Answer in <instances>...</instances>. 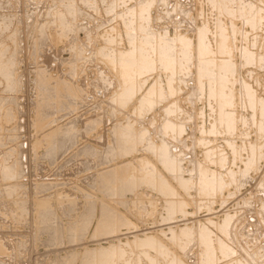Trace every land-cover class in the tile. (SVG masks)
I'll use <instances>...</instances> for the list:
<instances>
[{"label": "rangeland", "instance_id": "374dc122", "mask_svg": "<svg viewBox=\"0 0 264 264\" xmlns=\"http://www.w3.org/2000/svg\"><path fill=\"white\" fill-rule=\"evenodd\" d=\"M263 43L264 0H0V264H264Z\"/></svg>", "mask_w": 264, "mask_h": 264}, {"label": "bare ground", "instance_id": "6f19581e", "mask_svg": "<svg viewBox=\"0 0 264 264\" xmlns=\"http://www.w3.org/2000/svg\"><path fill=\"white\" fill-rule=\"evenodd\" d=\"M107 1V0H106ZM118 1V0H117ZM243 1V0H242ZM261 1V0H260ZM109 2V1H108ZM221 2V1H220ZM143 3V2H142ZM247 3V2H246ZM245 3V4H246ZM248 3H249V1H248ZM221 4V3H220ZM231 5V4H230ZM136 6H138V5H136ZM223 7V6H222ZM221 7V8H222ZM244 8V7H243ZM178 9V8H177ZM236 8H234V10H235ZM257 9V8H256ZM146 10V9H145ZM237 11V10H236ZM57 12V11H56ZM254 12V11H253ZM215 13V12H214ZM213 13V14H214ZM244 13H245V11H244ZM261 13V12H260ZM140 14V13H139ZM220 14H222V13H220ZM237 14V13H236ZM254 14V13H253ZM58 15V14H57ZM138 14H136V16H137ZM146 15V14H145ZM224 15V14H223ZM221 16V15H220ZM138 17V16H137ZM136 17V18H137ZM252 18H253V16H252ZM65 20V19H64ZM138 20V19H137ZM237 20V19H236ZM235 20V21H236ZM243 20V19H242ZM214 21V20H213ZM258 22V21H257ZM242 23H244V22H242ZM136 24H138V21L136 22ZM237 24V23H236ZM57 25H59V24H57ZM238 25V24H237ZM137 26V25H136ZM217 26V25H216ZM244 26V25H243ZM135 27V26H134ZM224 27V26H223ZM251 27V26H250ZM262 28V27H261ZM218 29V28H217ZM246 29V28H245ZM237 30V29H236ZM239 30V29H238ZM258 30V29H257ZM217 31V30H216ZM237 33V32H236ZM256 33V32H255ZM48 36V35H47ZM113 36V35H112ZM57 37V36H56ZM175 37V36H174ZM198 37V36H197ZM196 37V38H197ZM58 38V37H57ZM57 38H55V39H57ZM118 38V37H117ZM202 38V37H201ZM257 38V37H256ZM255 38V39H256ZM59 39V38H58ZM175 39H178V37H176ZM199 39V38H198ZM197 39V40H198ZM236 39H237V37H236ZM51 40H52V38H51ZM117 40V42H118V39H116ZM136 40V39H135ZM202 40H203V38H202ZM227 40V39H226ZM48 41V40H47ZM53 41H54V39H53ZM56 41V40H55ZM54 41V42H55ZM59 41V40H58ZM158 41V40H157ZM218 41V40H217ZM216 41V42H217ZM138 42V41H137ZM181 43H183V42H181ZM138 44V43H137ZM220 44H222V41H220ZM264 44V43H263ZM157 45V44H156ZM177 45H178V43H177ZM198 45V44H197ZM197 45H196V47H197ZM114 47V46H113ZM117 47V46H116ZM224 47H226V45H223V48ZM232 47V46H231ZM118 48V47H117ZM178 48V47H177ZM200 48H201V46H200ZM138 49V48H137ZM135 50V49H134ZM165 51H168V47L167 48H165L164 49ZM198 50V49H197ZM203 50V49H202ZM232 50V49H231ZM79 51H81V50H79ZM165 51H163V53H161V56H163L164 54H165ZM180 51V50H179ZM195 51V50H194ZM241 51V50H240ZM76 52H77V50H76ZM123 52V51H122ZM142 52V51H141ZM140 52V53H141ZM157 52V51H156ZM227 52V51H226ZM117 53V52H116ZM138 54V53H137ZM137 54H136V56H137ZM218 54V53H217ZM216 54V55H217ZM198 55V54H197ZM139 56V55H138ZM205 56H207V54L205 55ZM104 57V56H103ZM119 57V56H118ZM74 58V57H73ZM96 58H98L97 56H96ZM178 58V57H177ZM193 58V57H192ZM236 58V57H235ZM118 59V58H117ZM138 59V58H137ZM140 59H141V63H143V62H145V61H143V60H145L144 59V56L143 57H140ZM149 59V58H148ZM201 59H203V55L201 54ZM255 59V58H254ZM264 59V58H263ZM77 60V59H76ZM116 60V59H115ZM152 60V59H151ZM166 60V62L167 63H169V61H168V59H165ZM258 60V59H257ZM78 61V60H77ZM98 61V60H97ZM117 61V60H116ZM120 61H121V59H120ZM156 61H157V59H156ZM238 61V60H237ZM106 62V61H105ZM125 62V61H124ZM158 62V61H157ZM192 62V61H191ZM77 63V62H76ZM121 63V62H120ZM241 63V62H240ZM78 64V63H77ZM77 64H76V66H77ZM117 64V63H116ZM189 64H191V63H189ZM128 65H129V63H128ZM138 65V64H137ZM257 65V64H256ZM127 66V64H125V66L123 67L124 68V70H123V68H122V70H123V72H124V76L126 77L125 79L127 80V82L128 83H131V81H134V74H132V71H134V67H132V71H131V69H130V67L128 68V67H126ZM156 66H157V64H156ZM160 66V65H159ZM158 66V67H159ZM263 66V65H262ZM154 67V66H153ZM178 67V66H177ZM196 67H197V65H196ZM162 68V67H161ZM190 68V67H189ZM153 69V68H152ZM177 70H178V68H176ZM244 69V68H243ZM257 69V68H256ZM155 70V69H154ZM157 70V69H156ZM188 70V69H187ZM241 70V69H240ZM150 71V70H149ZM159 71V70H158ZM76 72V71H75ZM261 72H263V71H261ZM242 73V71L240 72V74ZM171 74V73H170ZM249 74V73H248ZM179 76V75H178ZM208 76V75H207ZM226 76V75H225ZM44 77V76H43ZM193 77V76H192ZM162 78V77H161ZM169 78H171V77H169ZM194 78V77H193ZM173 79V78H172ZM177 79V78H176ZM190 79V78H189ZM192 79V78H191ZM258 79V78H257ZM217 80V79H216ZM251 80V79H250ZM3 81V80H2ZM59 82H60V80H58ZM177 81V80H176ZM179 81V80H178ZM177 81V82H178ZM197 81V80H196ZM158 82V81H157ZM184 82H185V80H184ZM187 82V81H186ZM188 82H190V81H188ZM202 82H203V80H202ZM206 82V81H205ZM71 83V82H70ZM194 83H196V82H194ZM2 84V83H1ZM7 85V84H6ZM60 85V84H59ZM58 85V86H59ZM65 85V84H64ZM76 85V84H75ZM193 85V84H192ZM198 85V84H197ZM213 85V84H212ZM234 85V84H233ZM61 86V85H60ZM75 87V86H74ZM236 87V86H235ZM241 87V86H240ZM57 88H59V87H57ZM190 88V87H189ZM205 88V87H204ZM211 88V87H210ZM61 89H62V87H61ZM186 89V88H185ZM192 89V88H191ZM195 89V88H194ZM242 89V88H241ZM58 90V89H57ZM128 90V89H127ZM195 91V90H194ZM193 91V92H194ZM233 91V90H232ZM58 92V91H57ZM56 92V93H57ZM176 92H177V90H176ZM61 93V92H60ZM157 93V92H156ZM181 93V92H180ZM185 93V92H184ZM224 93H225V91L223 92H221L220 93V98L222 99V100H224L223 98L225 97V95H224ZM58 94V93H57ZM152 94V93H151ZM178 94V93H177ZM176 94V95H177ZM50 95V94H49ZM130 95V94H129ZM169 95H170V93H169ZM182 95H183V93H182ZM191 95V94H190ZM200 95V94H199ZM234 95H236V94H234ZM240 95H241V93H240ZM243 95V94H242ZM241 95V96H242ZM60 96V95H59ZM165 96V95H164ZM167 96V95H166ZM257 96V95H256ZM57 97V96H56ZM158 97V96H157ZM170 97V96H169ZM169 97H167V98H169ZM177 97V96H176ZM198 97V96H197ZM258 97V96H257ZM53 98V97H52ZM58 98V97H57ZM118 98V97H117ZM234 98V97H233ZM147 99V98H146ZM158 99V98H157ZM166 100V99H165ZM168 100V99H167ZM191 100H192V98H191ZM257 100V99H256ZM10 101V100H9ZM42 101V100H41ZM57 101H59L58 99H57ZM56 101V102H57ZM62 101V100H61ZM169 101V100H168ZM179 101V100H178ZM209 101V100H208ZM13 102V101H12ZM53 102V101H52ZM55 102V101H54ZM117 102V101H116ZM158 102V101H157ZM177 102V101H176ZM185 102V101H184ZM236 102V101H235ZM47 103V102H46ZM59 103V102H58ZM58 103H56V104H58ZM165 103V102H164ZM191 103H193V102H191ZM241 103V102H240ZM43 104V103H42ZM41 104V105H42ZM138 104V103H137ZM177 104V103H176ZM194 104H195V102H194ZM197 104V103H196ZM209 104V103H208ZM11 105H12V103H11ZM17 105V104H16ZM140 105V104H139ZM158 105V104H157ZM239 105V104H238ZM257 105V104H256ZM19 106V105H18ZM58 106V105H57ZM50 107V106H49ZM178 107V106H177ZM194 107V106H193ZM204 107V106H203ZM217 107V106H216ZM12 108V107H11ZM58 108V107H57ZM62 107H60V109H61ZM68 108V107H67ZM66 108V109H67ZM60 109H58V110H60ZM175 109V108H174ZM177 109V108H176ZM217 109V108H216ZM41 110V109H40ZM146 110V109H145ZM232 110V109H231ZM257 110V109H256ZM176 111V110H175ZM187 111V110H186ZM18 112V111H17ZM153 112V111H152ZM170 112H172V110H170ZM258 112V111H257ZM256 112V113H257ZM13 113V112H12ZM138 113V112H137ZM195 114V113H194ZM135 115H137V114H135ZM182 115H183V113H182ZM197 115V114H196ZM213 115V114H212ZM174 116V115H173ZM176 116V115H175ZM194 117V116H193ZM199 117V116H198ZM177 118H178V116H177ZM176 118V119H177ZM187 118V117H186ZM11 119V118H10ZM138 119V118H137ZM137 119H136V121H137ZM191 119V118H190ZM185 120V119H184ZM192 120V119H191ZM190 120V121H191ZM194 120V119H193ZM203 120H205V119H203ZM202 120V121H203ZM241 120H242V118H241ZM178 122V121H177ZM2 123V122H1ZM154 123V122H153ZM159 123V122H158ZM230 123V122H229ZM123 124V123H122ZM261 124V123H260ZM139 125V124H138ZM175 125H176V123H175ZM194 126V125H193ZM220 126V125H219ZM250 127L252 126V124L251 125H249ZM118 127V126H117ZM183 127V126H182ZM253 127V126H252ZM251 127V128H252ZM194 128V127H193ZM219 128V127H218ZM247 128V127H246ZM224 129V128H223ZM139 130H141V129H139ZM158 130V129H157ZM56 131V130H55ZM193 131V130H192ZM212 131V130H211ZM238 132V131H237ZM156 133V132H155ZM160 133V132H159ZM192 133V132H191ZM199 133V132H198ZM260 133V132H259ZM176 134V133H175ZM174 134V135H175ZM264 134V133H263ZM258 135V134H257ZM56 136V135H55ZM118 136V135H117ZM160 136V135H159ZM232 136V135H231ZM49 137V136H48ZM138 137V136H137ZM157 137V136H156ZM163 137V136H162ZM230 137V136H229ZM261 138V137H260ZM58 139V138H57ZM263 139V138H262ZM72 140V139H71ZM138 140V139H137ZM200 140V139H199ZM251 140V139H250ZM61 141V140H60ZM167 141L165 140V142L164 143H166ZM215 142V141H214ZM226 142V141H225ZM59 143V142H58ZM163 143V144H164ZM232 143V142H231ZM254 145V144H253ZM57 147V146H56ZM59 147V146H58ZM203 147V146H202ZM201 147V148H202ZM56 149V148H55ZM85 149V148H84ZM158 149V148H157ZM76 151V150H75ZM261 151V150H260ZM58 152V151H57ZM78 152V151H77ZM251 152V151H250ZM48 153V152H47ZM170 153V152H169ZM174 153V152H173ZM237 153V152H236ZM97 154V153H96ZM158 154H159V152H158ZM174 155H175V153H174ZM170 156H171V154H170ZM222 156V155H221ZM237 156V155H236ZM257 156H258V154H257ZM206 157V156H205ZM146 158V157H145ZM216 158H217V156H216ZM235 158V157H234ZM172 159V158H171ZM236 159V158H235ZM240 159V158H239ZM98 160V159H97ZM164 160V159H163ZM170 160V159H169ZM220 160V159H219ZM119 161V160H118ZM157 161V160H156ZM203 161V160H202ZM212 161V160H211ZM223 161V160H222ZM261 161V160H260ZM259 161V162H260ZM150 162V161H149ZM256 162H257V160H256ZM110 163V162H109ZM160 163V162H159ZM176 163H178V162H176ZM175 163V164H176ZM215 163V162H214ZM229 163V162H228ZM227 164V163H226ZM251 164H252V161H251ZM109 165V164H108ZM256 165V164H255ZM17 166V165H16ZM15 166V167H16ZM228 166V165H227ZM235 166V165H234ZM18 167V166H17ZM16 167V169L18 170L17 172H19V169ZM13 168V167H12ZM182 169V168H181ZM253 169V168H252ZM195 170V169H194ZM204 170V169H203ZM132 171H134V170H132ZM150 171V170H149ZM184 171V170H183ZM142 172V171H141ZM232 172V171H231ZM231 172H230V174H231ZM234 172V171H233ZM12 173H13V171H12ZM121 173H122V171H121ZM120 173V174H121ZM157 173H158V171H157ZM118 174V173H117ZM182 174V173H181ZM98 175V174H97ZM236 175V174H235ZM234 175V176H235ZM7 176V175H6ZM118 176V175H117ZM170 176V175H169ZM180 175H178V177H179ZM212 176V175H211ZM221 176V175H220ZM219 176V177H220ZM241 176H242V174H241ZM121 177V176H120ZM138 177V176H137ZM157 177V176H156ZM155 177V178H156ZM213 177H215V176H213ZM243 177V176H242ZM246 177V176H245ZM103 178V177H102ZM192 178V177H191ZM244 178V177H243ZM97 179V178H96ZM174 179V178H173ZM199 179V178H198ZM220 179H221V177H220ZM235 179H236V177H235ZM126 181V180H125ZM163 181V180H162ZM182 181V180H181ZM202 181V180H201ZM216 181V180H215ZM214 181V182H215ZM236 181V180H235ZM243 181V180H242ZM242 181H241V183H242ZM137 182V181H136ZM220 182V181H219ZM218 182V183H219ZM239 182V181H238ZM233 183H235V182H233ZM157 184V183H156ZM203 184V183H202ZM201 184V185H202ZM172 187V186H171ZM190 187V186H189ZM202 188H204L205 189V186L204 187H202ZM76 189V188H75ZM115 189V188H114ZM150 189V188H149ZM152 189V188H151ZM218 190H219V187H218ZM224 190H225V187H224ZM98 191V190H97ZM144 191V190H143ZM154 191V190H153ZM200 191V190H199ZM198 191V192H199ZM147 192V191H146ZM155 192V191H154ZM228 192V191H227ZM95 193H96V191H95ZM99 193V192H98ZM159 194V193H158ZM209 194H210V192H209ZM219 194V193H218ZM224 194V193H223ZM67 195V194H66ZM97 196V195H96ZM146 196V195H145ZM126 197V196H125ZM151 197V196H150ZM107 198V197H106ZM117 198H119V197H117ZM139 198V197H138ZM144 198V197H143ZM142 198V199H143ZM111 199V198H110ZM124 199V198H123ZM127 199V198H126ZM153 199H154V197H153ZM152 199V200H153ZM163 199V198H162ZM94 200V199H93ZM148 200V199H147ZM64 201V200H63ZM68 201V200H67ZM66 201V202H67ZM99 201V200H98ZM104 201V200H103ZM114 201V200H113ZM112 201V202H113ZM120 201V200H119ZM144 200H142V202H143ZM156 201H157V199H156ZM71 202V201H70ZM89 202V201H88ZM91 202V201H90ZM94 202V201H93ZM176 202V201H175ZM74 203V202H73ZM77 203V202H76ZM75 203V204H76ZM79 203V202H78ZM127 203V202H126ZM137 203H138V201H137ZM167 203V202H166ZM187 203V202H186ZM86 204V203H85ZM176 204H178V202L176 203ZM47 205V204H46ZM49 205V204H48ZM81 206V205H80ZM97 206V205H96ZM54 207V206H53ZM65 207V205L62 207V208H64ZM68 207V206H67ZM101 207V206H100ZM158 207V206H157ZM142 208V207H141ZM148 208V207H147ZM150 208V207H149ZM20 209V208H19ZM138 209V208H137ZM154 209V208H153ZM48 210V209H47ZM141 210V209H140ZM64 211H65V209H64ZM154 211V210H153ZM84 212V211H83ZM113 212V211H112ZM136 212V211H135ZM144 212V211H143ZM147 212V211H146ZM128 213V212H127ZM130 213V212H129ZM167 213V212H166ZM42 214V213H41ZM118 214V213H117ZM136 214H138V213H136ZM176 214V213H175ZM19 215V214H18ZM63 215V214H62ZM68 215V214H67ZM173 215V214H172ZM219 215V214H218ZM153 216V215H152ZM210 216V215H209ZM209 216H206V218L207 217H209ZM213 216V215H212ZM214 216H216V215H214ZM171 217V216H170ZM100 218V217H99ZM205 218V216L203 217V219ZM214 218V217H213ZM17 219V218H16ZM101 219H102V222H103V219H105V217L103 216V217H101ZM199 219V218H198ZM201 219V218H200ZM200 219H199V221H200ZM100 220V219H99ZM144 220H145V217H144ZM156 220V219H155ZM20 221V220H19ZM57 221V220H56ZM70 221V220H69ZM78 221V220H77ZM108 221H110V223H113L112 222V220H110V219H108ZM22 222V221H21ZM100 222V221H99ZM107 222V221H106ZM210 222V221H209ZM225 222V221H224ZM223 222V223H224ZM36 223V222H35ZM38 224V223H37ZM207 224H208V222H207ZM41 225V224H40ZM43 225V224H42ZM68 225V224H67ZM178 225V224H177ZM38 226V225H37ZM57 226V225H56ZM93 226V225H92ZM118 226V225H117ZM175 226H176V224H175ZM41 227V226H40ZM177 227V226H176ZM38 228V227H37ZM58 228V227H57ZM76 228V227H75ZM160 228V227H159ZM158 228V229H159ZM162 228V227H161ZM178 228V227H177ZM40 229V228H39ZM68 229V228H67ZM154 229V228H153ZM152 229V230H153ZM168 229H169V227H168ZM201 229V228H200ZM155 230H157V228L155 229ZM154 230V231H155ZM159 230H161L162 231V229H159ZM49 231V230H48ZM149 231H150V229H149ZM65 232V231H64ZM117 232V231H116ZM140 232V231H139ZM139 232L137 233V235L139 234ZM146 232H148V231H146ZM145 232V233H146ZM119 233V232H118ZM152 233V232H151ZM133 234V233H132ZM140 234H142V231L140 232ZM126 235V234H125ZM131 235V234H130ZM129 235V236H130ZM136 235V234H135ZM143 235H144V232H143ZM199 235V234H198ZM126 236H128V234L126 235ZM133 236H134V234H133ZM189 236H191V235H189ZM121 237H122V235H121ZM125 237V236H124ZM123 237V238H124ZM64 238V237H63ZM86 238H87V236H86ZM112 238V237H111ZM120 238V237H119ZM190 238V237H189ZM217 238V237H216ZM201 239V238H200ZM105 240V239H104ZM103 240V241H104ZM109 240V239H108ZM111 240V239H110ZM109 240V241H110ZM199 240V239H198ZM98 241H100V240H98ZM104 242H107V241H104ZM100 243H101V241H100ZM100 243H98V245H100ZM78 244V243H77ZM91 244V243H90ZM90 244H88V245H90ZM93 244H95V243H93ZM97 244V243H96ZM174 244H175V242H174ZM57 245H58V243H57ZM87 245V246H88ZM61 246V245H60ZM79 247H80V245H78ZM83 246H84V244H83ZM83 246H81V247H83ZM86 246V245H85ZM131 246V245H130ZM179 246V245H178ZM181 246V245H180ZM79 247H77V248H79ZM101 247V246H100ZM182 247V246H181ZM76 248V249H77ZM87 248V247H86ZM200 248V247H199ZM72 249V248H71ZM70 249V250H71ZM74 249H75V247H74ZM65 250H67V249H65ZM70 250H67V251H70ZM203 250V249H202ZM98 251V250H97ZM97 251H95V252H88L89 254H88V256H94V257H99V256H103V255H106L105 253L108 251V250H105V249H101V250H99V252H97ZM138 251V250H137ZM54 252V251H53ZM64 252H66V251H64ZM86 252V251H85ZM68 253V252H67ZM53 254H55V252L53 253ZM61 254V253H60ZM101 254V255H100ZM111 254V253H110ZM227 254V253H226ZM117 255V254H116ZM168 255V254H167ZM201 255V254H200ZM204 255V254H203ZM58 256V255H57ZM169 256V255H168ZM171 256V255H170ZM175 256V255H174ZM202 256V255H201ZM205 256V255H204ZM59 257V256H58ZM158 257V256H157ZM256 257V256H255ZM79 259V258H78ZM78 259H77V261H78ZM174 259V258H173ZM215 259V258H214ZM259 260V259H258ZM139 261V260H138ZM149 261V260H148ZM255 261V260H254ZM118 264V263H117ZM259 264H261V263H259ZM263 264V263H262Z\"/></svg>", "mask_w": 264, "mask_h": 264}]
</instances>
